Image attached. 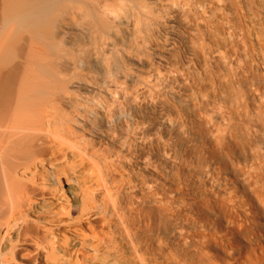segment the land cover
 <instances>
[{
  "label": "bare ground",
  "instance_id": "1",
  "mask_svg": "<svg viewBox=\"0 0 264 264\" xmlns=\"http://www.w3.org/2000/svg\"><path fill=\"white\" fill-rule=\"evenodd\" d=\"M235 2L244 11L251 28V38L257 47V65L264 78V0ZM154 3L156 8L149 7L143 0H0V218L4 219L0 223L7 229L3 242L1 240L4 251L8 249L12 255L16 254L17 244L8 236L17 231V236L14 235L23 241L36 240L31 253L42 255L44 264L47 261L51 264L74 262L65 256L49 260L62 249V244H68L62 223L54 221L47 227L43 225L45 221H41V226H35L39 220L30 217L32 212L43 210L48 197L60 205L54 217L68 214L72 206L63 207L67 197L63 178L69 181V193L79 204V224L89 218L91 212L100 216V207L96 205L100 201L110 208L117 227L130 225L133 209L128 206L133 204L135 194H150L149 201H144L143 205L161 202V198L152 193L156 189L154 182L148 183L125 169L124 164H128L125 161L134 149L128 141L138 138V143L145 148L160 145L171 151L175 140L186 134L181 120L169 117L161 98L165 96L180 111L195 115L194 109L188 108L193 98L177 83L176 71L167 66L166 60L180 40L186 44L189 55L199 52L205 63L227 68L229 62L219 44L228 39L213 26L227 0H154ZM169 12L179 15L197 12L196 33L182 35L168 16ZM122 23L131 28L134 43L120 56V61L144 68L145 74H136L125 65L121 74L124 82L115 83L106 78L101 86L87 84L95 66L109 65L106 56L109 39ZM148 23L157 24L164 31L156 41L158 54L153 58L146 54L142 35ZM201 27L208 30V36L215 42L212 46L195 41ZM155 60L161 67L155 66ZM217 76L223 80L222 75ZM83 86L98 95L78 94L77 89ZM251 95L253 108L264 110V92L251 91ZM122 104L133 109L156 110L160 125L170 131L168 141L162 143L155 134H149L146 127H138L121 131L119 139L110 137L117 151L87 142L80 132L82 115L95 110L101 113L103 121L126 124L120 110ZM254 113L250 118L252 124L263 126ZM209 123H218L226 131L231 125L228 110L214 108ZM123 136L128 140L121 141ZM261 141L264 148V133ZM127 151L126 158L123 153ZM69 158V163L73 161L71 169L57 176V189L53 190L46 185L44 165ZM162 158L170 165L175 164L169 155L164 154ZM139 163L144 169L149 168L146 156H141ZM200 172L203 176L200 183L215 188L211 172L205 169ZM160 175L169 177L166 171H160ZM93 192L98 194L99 200L94 199ZM91 233L97 242L101 240L94 228ZM84 237L82 229L75 231V239ZM172 237L178 242L185 239L181 226L172 227ZM163 264L184 263L169 258Z\"/></svg>",
  "mask_w": 264,
  "mask_h": 264
},
{
  "label": "rangeland",
  "instance_id": "2",
  "mask_svg": "<svg viewBox=\"0 0 264 264\" xmlns=\"http://www.w3.org/2000/svg\"><path fill=\"white\" fill-rule=\"evenodd\" d=\"M143 1L156 8L154 0ZM205 7L209 11V7ZM196 13L179 15L169 12L168 16L186 36L196 33ZM213 26L217 33L228 39L226 43L219 44L228 59L227 68L205 63L199 52L189 55L186 44L180 40L166 60L167 66L176 71L174 77L177 83L193 98L188 108L194 109L195 115L180 111L165 96L161 98L169 117L173 120L179 118L186 134L175 140L171 151L160 145L145 148L138 143V138H132L128 142H132L133 153H123L129 156H126L125 163L128 164H124L125 169L148 183L154 182L156 189L152 193H156L161 202L143 205L144 201H149L150 194H135L133 204L131 201V205L128 204L133 209L131 219L129 216L130 225L117 227L112 221L110 208L100 201L96 203L100 207V216L91 212L89 218L85 216L79 224V204L69 193V181L63 178L67 192L63 207L67 208V204L72 206L68 214L54 217L60 205L52 197H48L41 212L30 214L31 220H39L35 226H41V221H45L43 225L47 227L54 221L63 225L62 233L68 244H62V249L49 259L51 262L65 256L74 261L71 264H163L169 258L184 264H264V148L261 141L264 110L253 108L254 97L251 95V91L264 92V78L257 65V47L251 38V28L235 0H227ZM116 29L117 36L116 33L110 36V50L106 51L109 65L95 66L87 84L101 86L106 78L115 83L124 82L121 74L126 64L120 60L134 39L131 28L126 24H119ZM143 30L146 54L157 57L156 41L160 40L164 31L154 23H148ZM198 30L200 35L195 36L198 44L212 46L215 43L206 28ZM154 64L161 67L158 60ZM126 66L136 74H145V69L134 63L129 62ZM217 75H222L223 80H219ZM85 87L77 89L78 94L88 97L98 95ZM104 98L111 102L108 97ZM121 106L128 125L117 124L113 120L103 121L101 113L95 110L84 113L80 121L84 139L96 147L117 151L116 145L109 141L110 137L119 139L121 131L127 128L146 127L148 133L155 134L160 142L168 141L170 131L160 125L156 110L150 107L133 109L126 105L121 109ZM219 107L227 109L231 119L226 131L218 123H209L212 110ZM254 112L263 126L252 124L250 118L255 115ZM126 139L123 136L121 141ZM164 154L172 157L175 164L165 162L162 158ZM141 156H146L149 168L141 166ZM69 160L45 163L47 186L57 189V176L71 169L73 161L69 163ZM201 169L211 172L215 188L200 183L203 178ZM160 171L168 172L169 177H162ZM93 195L99 200L96 192ZM1 224L0 242H3L7 229ZM174 225L183 229L185 239L181 242L172 237ZM79 228L86 235L83 239H75V231ZM92 228L98 232L99 242L93 237ZM14 234L17 236L18 232H11L8 237L16 242L18 250L12 255L8 249L4 251L1 242L0 264L43 263L42 255L31 253L36 240L23 241ZM45 264L51 263L47 261Z\"/></svg>",
  "mask_w": 264,
  "mask_h": 264
}]
</instances>
